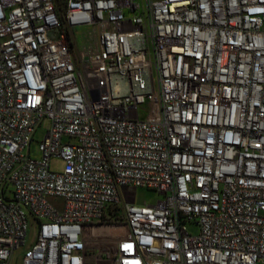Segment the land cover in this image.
Masks as SVG:
<instances>
[{"label": "built area", "instance_id": "obj_1", "mask_svg": "<svg viewBox=\"0 0 264 264\" xmlns=\"http://www.w3.org/2000/svg\"><path fill=\"white\" fill-rule=\"evenodd\" d=\"M31 227L21 264H264V0H0V264Z\"/></svg>", "mask_w": 264, "mask_h": 264}, {"label": "rangeland", "instance_id": "obj_2", "mask_svg": "<svg viewBox=\"0 0 264 264\" xmlns=\"http://www.w3.org/2000/svg\"><path fill=\"white\" fill-rule=\"evenodd\" d=\"M92 35H93V29L89 27L78 28L72 33V39L75 45L74 47L75 55H80L84 47L89 48L88 38ZM50 124H51L50 119H45L42 122V124H40V126L37 128L33 140L30 144L29 154L32 157L35 158L40 157L41 152L39 146L46 134L47 129H49ZM50 165L52 170L54 171H62L64 168V162L58 158H53ZM159 199H162V195L155 191L144 188H138L136 191L135 201L137 204H144V203L151 204V203H155ZM54 201L61 203V200L54 199ZM186 229L188 233L192 235H196L200 231V227L195 222H191V221H188L186 223ZM35 239H36V229L34 227H31L27 235L26 244L20 250H17L14 255L13 264H21V259L24 251L34 243Z\"/></svg>", "mask_w": 264, "mask_h": 264}]
</instances>
